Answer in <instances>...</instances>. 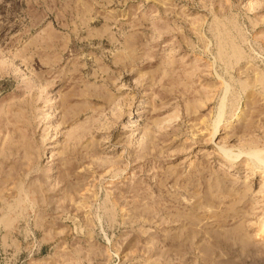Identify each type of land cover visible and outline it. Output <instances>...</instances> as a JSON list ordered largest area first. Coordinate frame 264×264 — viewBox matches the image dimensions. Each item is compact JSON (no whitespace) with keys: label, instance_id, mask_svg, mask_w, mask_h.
<instances>
[{"label":"rangeland","instance_id":"rangeland-1","mask_svg":"<svg viewBox=\"0 0 264 264\" xmlns=\"http://www.w3.org/2000/svg\"><path fill=\"white\" fill-rule=\"evenodd\" d=\"M0 264H264V0H0Z\"/></svg>","mask_w":264,"mask_h":264}]
</instances>
